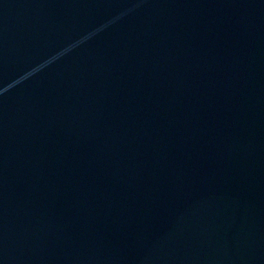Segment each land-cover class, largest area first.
Segmentation results:
<instances>
[{"label":"water","instance_id":"water-1","mask_svg":"<svg viewBox=\"0 0 264 264\" xmlns=\"http://www.w3.org/2000/svg\"><path fill=\"white\" fill-rule=\"evenodd\" d=\"M0 264H264V0H0Z\"/></svg>","mask_w":264,"mask_h":264}]
</instances>
